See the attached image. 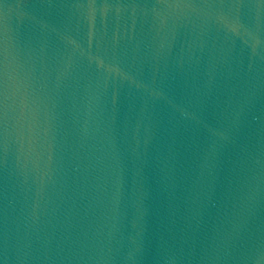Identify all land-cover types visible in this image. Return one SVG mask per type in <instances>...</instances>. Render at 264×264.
I'll return each instance as SVG.
<instances>
[{"label":"water","instance_id":"obj_1","mask_svg":"<svg viewBox=\"0 0 264 264\" xmlns=\"http://www.w3.org/2000/svg\"><path fill=\"white\" fill-rule=\"evenodd\" d=\"M0 264H264V0H0Z\"/></svg>","mask_w":264,"mask_h":264}]
</instances>
